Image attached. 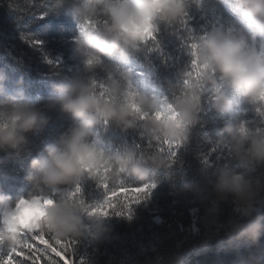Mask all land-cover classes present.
I'll return each mask as SVG.
<instances>
[{"label": "clouds", "instance_id": "clouds-1", "mask_svg": "<svg viewBox=\"0 0 264 264\" xmlns=\"http://www.w3.org/2000/svg\"><path fill=\"white\" fill-rule=\"evenodd\" d=\"M66 4L75 13L71 59L79 67L53 81L43 108L23 87V77L10 90L7 71L0 68V153L30 154L29 134L42 133L50 120L43 109H58L72 121L45 145V155L32 157L26 174L32 191L15 199L0 191V248L28 249L33 233L43 243L49 241L45 235L57 243L110 239L107 218L113 211L131 218V204L127 212L117 210V198L129 188H154L153 169L176 163L179 149L208 111L222 117L203 156L214 178L207 189L197 183L187 190L203 193L209 202V230L221 223L218 213L228 203L234 213L223 225L229 242L257 241L264 233V0H53L50 10ZM220 5L227 15L217 11ZM193 8L202 17L213 16L200 34L190 25ZM162 27L188 33L183 44L190 59L178 69L180 79L168 82L171 95L141 89L133 66L140 53L160 49ZM112 125L137 132L146 141L145 151L137 152L139 143L113 151L103 139ZM214 153L216 162L210 159ZM126 177L143 183L125 184ZM86 179L104 189L111 186L102 202L89 203L82 195ZM3 264L15 262L8 255ZM166 264L186 262L176 253Z\"/></svg>", "mask_w": 264, "mask_h": 264}, {"label": "trees", "instance_id": "trees-1", "mask_svg": "<svg viewBox=\"0 0 264 264\" xmlns=\"http://www.w3.org/2000/svg\"><path fill=\"white\" fill-rule=\"evenodd\" d=\"M52 3L53 0H0V68L7 71L10 90L17 87V81L23 77V87L42 108L53 81L74 75L79 67L78 62L71 59V38L76 34L75 13L70 4L58 11L50 10ZM217 11L228 14L224 5ZM192 15L193 34H200L213 20L211 13L202 17L195 8ZM187 36V31L162 27L160 49L140 53L133 62V66L140 63L144 67L142 73L137 71L135 75L141 89L171 95L168 82L180 79L178 69L190 59L183 44ZM32 40L42 43H32ZM57 61L58 64L54 63ZM43 110L50 120L42 133L29 134L30 154L7 158L0 153V191L14 199L33 190L32 182L26 179L32 157L45 155V145L57 139L72 123L71 118L58 109ZM221 127L222 117L208 111L193 129L190 141L179 149L176 163L167 169H153L156 186L145 198L131 204V218L115 215L116 210L107 218L112 227L110 239L101 243L88 237L81 238L79 243L62 241L55 246L63 255L50 253L52 259L58 264H166L174 254L181 253L186 264H264V233L255 242L244 239L230 243L223 225L233 216V206L222 204L218 213L221 223L209 230L205 221L209 202L203 199V193L187 190V186L197 183L206 189L210 187L208 181L214 178V169H205L203 156L211 148L207 138H215ZM103 139L110 142L113 151L123 146L136 148L139 143L141 147L136 150L142 153L146 147V141L141 140L137 132L123 133L114 125L103 134ZM210 159L216 162L217 154H212ZM232 166H237L234 161ZM134 183L143 182L125 178V184ZM81 186L82 195L92 204L102 202L111 190V186L98 187L94 179L84 180ZM117 210L129 211L122 203ZM154 211L160 212L162 222L155 220ZM45 239H49L47 235ZM29 243L38 248L46 247L34 236ZM70 243L74 253L69 249ZM21 250L27 251H18ZM14 258L26 259L16 254ZM46 258H42L40 264H44ZM22 264L30 262L25 260Z\"/></svg>", "mask_w": 264, "mask_h": 264}, {"label": "snow or ice", "instance_id": "snow-or-ice-1", "mask_svg": "<svg viewBox=\"0 0 264 264\" xmlns=\"http://www.w3.org/2000/svg\"><path fill=\"white\" fill-rule=\"evenodd\" d=\"M153 186L151 184H149L147 186V191H138L134 188H129L124 194L123 196L120 198V202L123 204V206L125 208H127L128 204H132L135 203L137 201H140L141 199L145 198L147 194H149L152 190ZM106 207H110L111 206V201L107 202ZM37 240V241H41L39 239L36 238V234L33 233L31 235V237H33ZM51 239L49 238V241ZM48 241V243H43L44 245H46V247L44 248H38L36 247L34 244L30 243V247L27 249V251H18L17 253H12L9 252L7 254L10 255L13 259V261L15 262V264H22L23 261L27 260L30 262V264H40L42 258L47 257L44 261V264H58V261L55 259H52L51 254L50 253H56L58 256L63 255V253L58 250V248L55 245H61V243H57L55 242V244H52ZM53 241V240H51ZM69 249L71 252L74 253V246L70 243L69 245ZM66 249V250H69ZM50 250V251H49ZM14 254L20 256V257H25L26 259H20L17 260L14 258ZM6 257L0 258V264H3L4 260L7 259Z\"/></svg>", "mask_w": 264, "mask_h": 264}, {"label": "rangeland", "instance_id": "rangeland-1", "mask_svg": "<svg viewBox=\"0 0 264 264\" xmlns=\"http://www.w3.org/2000/svg\"><path fill=\"white\" fill-rule=\"evenodd\" d=\"M154 215H155V220L157 222H162L163 221V218L162 216L160 215V212L159 211H154ZM8 254L7 250H4L2 248H0V258H3V257H6Z\"/></svg>", "mask_w": 264, "mask_h": 264}, {"label": "built area", "instance_id": "built-area-1", "mask_svg": "<svg viewBox=\"0 0 264 264\" xmlns=\"http://www.w3.org/2000/svg\"><path fill=\"white\" fill-rule=\"evenodd\" d=\"M134 67L139 73H142L144 70V67L140 63H137Z\"/></svg>", "mask_w": 264, "mask_h": 264}]
</instances>
